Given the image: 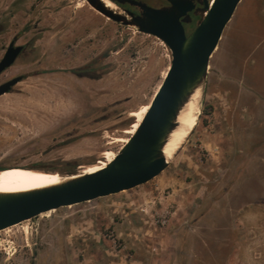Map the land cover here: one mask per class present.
Instances as JSON below:
<instances>
[{
    "label": "rangeland",
    "instance_id": "obj_1",
    "mask_svg": "<svg viewBox=\"0 0 264 264\" xmlns=\"http://www.w3.org/2000/svg\"><path fill=\"white\" fill-rule=\"evenodd\" d=\"M27 2L9 14L10 33L22 28L31 11L46 19L27 35H41L37 60L0 77L33 74L0 96V161L64 177L107 165L125 144H109L113 137L134 134L150 108L171 65V49L155 35L102 15L86 0ZM255 4L264 0H242L228 23L210 60L201 113L171 148V163L162 173L135 188L10 227L2 237L16 244L9 242L7 251L19 247L24 230H44L36 264L49 259L56 264H264V35L253 36L250 25L235 21L254 13ZM9 36L0 37V46ZM93 60L104 63L101 78L72 72ZM36 105L47 106V113L33 110ZM144 195L157 205L176 204L168 226L147 225L128 207ZM108 225L128 240L126 249L114 251L98 235ZM15 230L22 231L15 235ZM24 250L20 257L30 258L32 250ZM9 257L1 246L0 262Z\"/></svg>",
    "mask_w": 264,
    "mask_h": 264
},
{
    "label": "water",
    "instance_id": "obj_2",
    "mask_svg": "<svg viewBox=\"0 0 264 264\" xmlns=\"http://www.w3.org/2000/svg\"><path fill=\"white\" fill-rule=\"evenodd\" d=\"M86 1L105 16L163 40L171 49V65L139 127L107 166L53 186L0 193V230L52 209L135 188L162 173L169 165L163 146L175 127L179 109L205 79L203 102L211 57L242 0L206 1L197 26L189 34L183 24L186 18L180 17L188 15L192 5L182 6L180 1L172 0L169 8H154L137 0H119L139 4L143 9L140 15L117 13L102 0ZM21 49L11 43L0 61V73L13 64ZM18 80L19 77L0 85V95Z\"/></svg>",
    "mask_w": 264,
    "mask_h": 264
},
{
    "label": "flooded vegetation",
    "instance_id": "obj_3",
    "mask_svg": "<svg viewBox=\"0 0 264 264\" xmlns=\"http://www.w3.org/2000/svg\"><path fill=\"white\" fill-rule=\"evenodd\" d=\"M10 1L0 0V7L3 4V2H5V4H6L5 8L0 9V37L3 35L7 36L8 34H10L7 41L0 46V48H1L0 61L4 57V55L6 54L11 43H13L14 47L21 46L22 49L19 52V54L17 55L13 64L8 66L7 68H5L0 73V77L4 73H6L9 69H11L12 67H14L18 64H21V66H26V65H30L32 62H35L37 60V58H38L37 54H39V52H38L39 46L37 45V42L40 40L41 35L35 34L31 37H29L27 35L31 30L30 28H35L38 25L39 26L44 25V21L46 19L42 13L40 14V13H37L36 11H31L27 17L26 22H24L22 28L16 29L15 32L10 33L9 23L11 21H14L13 20L14 18L9 17V14L11 12L15 11L16 7H18V6L23 8V5H25V4L28 5L27 1H31V0H10ZM112 1L115 2L123 10V12L125 14H128L129 12H133L135 15H140L143 11L142 7L139 4H133L129 1H126V2H121L119 0H112ZM137 1L146 3L147 5L152 6L154 8H169L173 5L172 0H137ZM176 1H180L182 3V6L184 4L186 6L192 5V9L188 11V15H183L180 17L181 20L186 18L185 20H187V21H184L183 24H184L185 28H187V26L191 25L194 22L193 20L195 18V13L199 12L200 11L199 9L201 7H204L206 1L211 2L212 0H176ZM9 6L11 8H9V10H8ZM12 7H14V8H12ZM43 11H44V9H43ZM97 12H99V11H97ZM99 13H101V12H99ZM17 15H18V13H17ZM19 15H20V11H19ZM102 15H104V14H102ZM15 16H16V14H15ZM11 24H13V23H11ZM186 31H187V29H186ZM187 34H188V32H187ZM99 65H101V66H99ZM103 65H104V63H102V61L93 60L92 62H89V63L83 65L81 68L75 69L72 72L81 78H91L92 80H97V79L101 78V76H103V70H104ZM32 75L33 74L29 73V72H22V73L15 74L11 77H8L5 80L0 81V85H2V84L6 83V82H8L14 78H17V77L20 78V80H18L15 84L11 85L10 89L7 92L1 94L0 96L14 92L17 89L16 87L21 82L25 81L27 78H29ZM68 163H69L70 167L74 165V163H72V162H68ZM6 167H12V166H9V164H5L4 162L0 161V170L5 169ZM28 168L41 169V168L36 167V166H32V167L30 166ZM38 216H35L33 218H36ZM33 218H31V219H33ZM21 223H23V222H21ZM19 224H15V225H19ZM15 225H13V226H15ZM13 226H10V227H13ZM10 227L0 230V247L2 246V249H4L5 253L11 254V257H9L8 259L2 260L0 262V264H36V260H37L36 257H37V250H38L37 244H39V242L42 243L41 239H44L46 237L42 233L44 230H24L23 242L18 241V243H17V246H19L20 248L19 247L15 248V251L11 253V252L7 251V245H9L8 244L9 242H12L15 244H16V242L14 240H10V239L6 240L2 237V232L9 229ZM20 231H22V230H15V232H13V233H15V235L16 234L18 235V232H20ZM28 233H31V235H32L31 237L34 238L33 239V242H35L34 248L31 246V243L29 242ZM35 234H37V236H38L37 241L35 240ZM8 235H11V234L8 233ZM3 241H7V244L4 245ZM23 250L25 253L28 250H32L31 257L27 258V259H22L20 256H21V252Z\"/></svg>",
    "mask_w": 264,
    "mask_h": 264
},
{
    "label": "bare ground",
    "instance_id": "obj_4",
    "mask_svg": "<svg viewBox=\"0 0 264 264\" xmlns=\"http://www.w3.org/2000/svg\"><path fill=\"white\" fill-rule=\"evenodd\" d=\"M102 2L110 9L117 13L124 14L123 10L112 0H102ZM205 85V79L200 82L189 94L184 104L180 107L177 118L175 120V127L168 134L164 146L163 154L167 161L171 163V148L178 142L181 136H185L193 125H195L198 113L201 109V102L203 98V89ZM23 106V105H22ZM43 109V112L47 113V106H38L36 108ZM14 108V107H13ZM18 109H24L23 107L16 106ZM32 109V108H31ZM40 112V111H39ZM42 112V113H43ZM8 138V137H6ZM130 139L124 136H115L109 144L114 143H127ZM181 146V145H180ZM177 147V146H176ZM113 160V159H112ZM110 160V161H112ZM109 161V162H110ZM107 165H96L91 167L86 173H92L104 168ZM79 175L62 176L60 173L54 171H48L43 169L28 168L25 166H12L6 167L0 170V193H12L30 191L40 188L53 186L63 183L71 178L78 177Z\"/></svg>",
    "mask_w": 264,
    "mask_h": 264
},
{
    "label": "built area",
    "instance_id": "obj_5",
    "mask_svg": "<svg viewBox=\"0 0 264 264\" xmlns=\"http://www.w3.org/2000/svg\"><path fill=\"white\" fill-rule=\"evenodd\" d=\"M146 195L144 199L139 200L132 199L127 205L130 209L139 214L145 224L154 227H166L168 226L175 214L177 213L176 204L160 205L156 204V200H147ZM98 235L102 237L104 241H107L112 250L120 252L128 247V240L125 239L115 226H106L98 231Z\"/></svg>",
    "mask_w": 264,
    "mask_h": 264
},
{
    "label": "crops",
    "instance_id": "obj_6",
    "mask_svg": "<svg viewBox=\"0 0 264 264\" xmlns=\"http://www.w3.org/2000/svg\"><path fill=\"white\" fill-rule=\"evenodd\" d=\"M246 6H248V4H246ZM251 6L256 7V9H254L255 10L254 13L246 14L245 16L243 14L239 15L235 19V21L237 23L242 24L243 26L247 25V24L250 25L253 36L264 35V33L260 30V28L261 29L264 28V5H256L255 4V5H251ZM238 8H239V6H238ZM238 8H237V10H238ZM235 14H236V12H235ZM235 14H234V16H235ZM259 21L261 22V24L263 23L262 25H260V27L257 24V22H259ZM49 260L52 261L49 264H56L57 263L55 259H49ZM46 264H47V261H46Z\"/></svg>",
    "mask_w": 264,
    "mask_h": 264
}]
</instances>
